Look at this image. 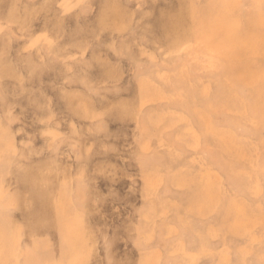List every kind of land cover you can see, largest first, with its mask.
<instances>
[{
    "label": "rangeland",
    "instance_id": "rangeland-1",
    "mask_svg": "<svg viewBox=\"0 0 264 264\" xmlns=\"http://www.w3.org/2000/svg\"><path fill=\"white\" fill-rule=\"evenodd\" d=\"M105 263L264 264V0H0V264Z\"/></svg>",
    "mask_w": 264,
    "mask_h": 264
},
{
    "label": "bare ground",
    "instance_id": "bare-ground-1",
    "mask_svg": "<svg viewBox=\"0 0 264 264\" xmlns=\"http://www.w3.org/2000/svg\"><path fill=\"white\" fill-rule=\"evenodd\" d=\"M65 2H66V0H65ZM234 7H235V6H234ZM236 8H238V6H237ZM232 9H234V8H232ZM156 11H158V14H155V17H151V18H152L151 20H152V21L154 20L155 22L158 21V15H159L160 9H159V8H156ZM153 13H154V12H153ZM187 13H188V12H187ZM180 14H181V13H180ZM175 15H176V14H175ZM188 15H189V14H188ZM192 15H194V14H192ZM152 16H153V15H152ZM183 16L185 17V15H183ZM183 16H182V18H183ZM189 17H190V16H189ZM227 17H228V16H227ZM178 18H179V17H178ZM178 18H177V19H178ZM182 18H181V22H180V23H182ZM163 19H164V18H163ZM177 19H176V20H177ZM179 19H180V18H179ZM229 19H230V17H229ZM119 20H120V19H119ZM190 20H191V17H190ZM152 21H151V22H152ZM161 21H162V20H161ZM188 21H189V20H188ZM119 22H120V21H119ZM158 22L160 23V21H158ZM183 22H184V21H183ZM180 23H179V24L177 23L176 26H175V28H174V30H173V32H174L176 38L179 37V32H178L179 27L183 26V25H182L183 23H182V24H180ZM187 23L189 24V22H187ZM121 24H122V23H120V25H121ZM153 24H154V23H153ZM228 24H230V23H228ZM157 25H158V23H157ZM164 25H165V24H164ZM199 25H200V24H199ZM199 25H198V26H199ZM233 25H235L234 22H233ZM233 25H232V27H233ZM27 26H28V25H27ZM155 26H156V25H155ZM235 26H236V25H235ZM235 26H234V27H235ZM24 27H25V26H24ZM24 27H23V28H24ZM28 27H29V26H28ZM120 27H121V26H120ZM120 27H119V28H120ZM127 27H128V26H127ZM157 27H159V28H163V27H160V25H158ZM196 27H197V26H196ZM236 27H237V26H236ZM18 28H20V27L18 26ZM18 28H17V29H18ZM119 28H118V29H119ZM230 28H231V26H230ZM24 29H26V27H25ZM31 29H32V28H31ZM120 29H121V28H120ZM126 29H127V28H126ZM137 29H138V31L141 30V32H142L143 34L146 35V37L148 38V40H149L151 43H153V44H157V43H158V41L156 40V38H155V36H154V34H153V28H152V26L149 27V26H145V25H140V26L137 27ZM197 29L200 30V28H197ZM201 29H202V28H201ZM227 29L230 31V29L228 28V25H227ZM236 29H237V28H236ZM18 30H19V29H18ZM26 30L28 31V29H26ZM26 30H25V31H26ZM182 30H183V29H182ZM121 31H122V30H121ZM156 31H158L157 28H156ZM183 31H184V30H183ZM200 32H201V30H200ZM232 32H233V31H231L230 35L232 34ZM156 33H157V32H156ZM156 33H155V35H156ZM198 33H199V32H198ZM158 34H159V33H158ZM181 34H182V33H181ZM183 34H184V33H183ZM183 34H182V35H183ZM159 35H160V34H159ZM184 35H185V34H184ZM32 36H33V35H32ZM163 36H164V35H163ZM180 36H181V35H180ZM30 37H31V36H30ZM156 37H157V36H156ZM164 38H165V37H164ZM41 39H42V38H41ZM223 39H224V37H223ZM231 40H232V39H231ZM231 40H230V41H231ZM162 41H163V40H162ZM232 41H233V40H232ZM241 41H242V40H241ZM246 42H247V41H246ZM234 43H235V42H234ZM240 44H241V46H242V45H244L245 43H244V44L240 43ZM219 45H220V44H219ZM110 46H111V45H110ZM222 46H223V45H222ZM222 46H221V47H222ZM229 46H230V44H229ZM235 46H236V44H235ZM235 46H234V47H235ZM244 46H245V45H244ZM244 46H243V47H244ZM230 47H231V46H230ZM243 47H242V48H243ZM158 48H159V47H158ZM201 48H202V47H201ZM146 49H147V48H146ZM245 49H246V48H245ZM245 49H244V50H245ZM125 50H126V49H125ZM228 50L230 51V48H228ZM234 51H235V49H234ZM164 53H166V51H165ZM110 74H111V73L109 72V76H108L109 78L111 77V75L113 76V74H111V75H110ZM250 75H251V74H250ZM78 82H79V81H78ZM70 83H71V82H70ZM72 83H73V82H72ZM79 83H80V82H79ZM67 85H68V84H67ZM80 85H81V84H80ZM1 87H2V86H1ZM4 87H5V85H4ZM24 87H25V89H27L26 86H25V84H24ZM24 87H23V88H24ZM59 90H60V89H59ZM70 90H71V89H70ZM74 90H76V89H74ZM24 91H25V90H24ZM72 92H73V91H72ZM77 92H78V90H77ZM77 92H76V93H77ZM70 93H71V92H70ZM67 94H69V93H67ZM69 95H70V94H69ZM71 96H72V95H71ZM74 96H75V95H74ZM80 96H81V95H80ZM1 97H2V96H1ZM76 99H77V98H76ZM76 101H77V100H76ZM3 102H4V101H3ZM92 102H94V101H92ZM92 102H90V103L92 104ZM121 104H122V103H121ZM9 105H10V104H9ZM92 105L94 106V104H92ZM91 107H92V106H91ZM95 107H96V106H95ZM87 108H88V107H86V109H87ZM120 108H121V107H120ZM109 109H111V108L109 107V108H108V111H109ZM10 110H11V108H10ZM81 110H82V109H81ZM92 110H93V109H92ZM76 111H77V110H76ZM79 111H80V110H79ZM105 112H106V111H105ZM76 113H77V112H74V114H76ZM114 114H115V113H114ZM122 114H123V113H121V117H122ZM4 115H5V114H4ZM94 115H95V114H94ZM88 117H89V116H88ZM92 117H93V115H92ZM125 117H126V116H125ZM75 118H76V117H75ZM85 118H87V117H85ZM8 119H9V118H8ZM82 119H83V118H82ZM124 119H125V118H124ZM96 120H97V119H96ZM96 120H95V121H96ZM74 130H75V128H74ZM76 132H77V131H76ZM106 139H107V138H106ZM107 142H108V140H107ZM108 143H109V142H108ZM108 143H107V144H108ZM101 145H103L102 142H101ZM88 150H89V149H88ZM88 154H89V152H88ZM21 164H22V163H21ZM22 165H23V164H22ZM36 169H37V167H36ZM94 169H95V168H94ZM24 170H25V169H24ZM54 171H55V170H54ZM44 172H45V171H44ZM51 174H54V173H51ZM24 175H25V174H24ZM50 176H51V175H50ZM25 177H26V176H25ZM25 177H24V178H25ZM45 178H47V177H45ZM45 178H44V179H45ZM35 179H36V178H35ZM37 180H38V179H37ZM45 182H48V181L44 180V183H45ZM35 183H37V182H35ZM45 184H46V183H45ZM36 185H37V184H36ZM36 185H35V186H36ZM39 185H40V184H39ZM42 185H43V184H42ZM42 185H40L41 188H42ZM47 185H49V184L47 183V184H46V187H48ZM90 187H92V186H90ZM36 188H38V186H36L35 189H36ZM44 188H45V187H44ZM44 188H42V189H44ZM48 189L50 190V188H48ZM28 190H29V189H28ZM26 191H27V190H26ZM26 191H25V193H27ZM51 191H53V189H52ZM51 191H49V192L51 193ZM92 191H93V190H92ZM93 192H94V191H93ZM95 192H96V191H95ZM95 192H94V194H95ZM23 194H24V193H23ZM37 194H40V193H37ZM42 194H43V193H42ZM48 195H49V194H48ZM48 195L46 194V196H48ZM52 195H53V192H52ZM28 196H29V195H28ZM16 197H17V195L15 196V198H16ZM38 197H39V196H38ZM28 198H29V197H28ZM30 198H31V197H30ZM34 198H35V197H34ZM39 198H40V197H39ZM41 198H43V197H41ZM17 199H19V198L17 197ZM31 199H32V198H31ZM48 199H50V198H48ZM48 199H47V200H48ZM84 199H85V198H84ZM92 199H94V198H92ZM92 199H91V201H92ZM24 200H25V199H24ZM24 200H23V202H24ZM43 200H44V199H43ZM47 200H45V201H47ZM25 201H26V200H25ZM32 201H33V200H32ZM86 201H87V200H86ZM95 201H97V200H95ZM23 202H22V203H23ZM43 202H44V201H43ZM31 203H32V202H30V204H31ZM44 203H45V202H44ZM84 203H85V202H84ZM94 203H96V202H94ZM23 204H27V203L25 202V203H23ZM32 204H33V203H32ZM88 204H89V203H88ZM88 204H87V205H88ZM90 204H91V203H90ZM43 205H44V204H43ZM25 206H27V205H25ZM31 206H32V205H31ZM31 206H29V207H31ZM92 206H93V205H92ZM17 207H18V206H17ZM29 207H28V208H29ZM45 207H47V206H45ZM94 207H95V206H94ZM22 208H24V207H22ZM25 208H27V207H25ZM43 208H44V207H43ZM92 208H93V207H92ZM30 209H31V208H30ZM30 209H29V210H30ZM45 209H46V208H45ZM90 209H91V207H90ZM93 209H94V208H93ZM24 210H25V209H24ZM26 210H27V209H26ZM47 210H48V209H47ZM22 211H23V210H22ZM93 211H94V210H93ZM47 212H49V211H47ZM90 212H92V209L90 210ZM90 212H89V213H90ZM46 214H47V213H46ZM49 214H50V213H49ZM30 216H32V213H31V215H29V218H31ZM33 217H34V216H33ZM50 218H51V217H50ZM50 218H49V219H50ZM41 219H42V218H41ZM30 220H31V219H30ZM47 220H48V219H47ZM47 220H45V221H47ZM31 221H32V220H31ZM40 221H42V220H40ZM48 221H50V220H48ZM42 222H43V221H42ZM26 224H27V223H26ZM43 224H44V222H43ZM24 225H25V223H24ZM27 225H28V224H27ZM34 230H36V229H34ZM81 245H82V243H81ZM83 246H84V245H83ZM100 260H102V259H100ZM105 261H106V260H105ZM100 262H101V261H100ZM110 262H111V261H110ZM105 264H106V263H105Z\"/></svg>",
    "mask_w": 264,
    "mask_h": 264
}]
</instances>
